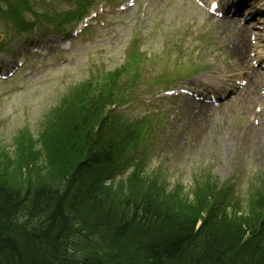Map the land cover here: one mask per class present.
Segmentation results:
<instances>
[{"label":"rangeland","instance_id":"1","mask_svg":"<svg viewBox=\"0 0 264 264\" xmlns=\"http://www.w3.org/2000/svg\"><path fill=\"white\" fill-rule=\"evenodd\" d=\"M182 5L176 0H151L144 19H139L136 10H133L129 14L134 19L132 22L125 23V16L120 17L114 28L90 31L74 42L67 52L58 50L52 53L63 56L60 61L55 60V55L44 61L38 60L30 68L34 75L26 88L0 83V115H4L0 121V134L4 136L6 146H11L18 129L24 131L22 138L42 129H56L58 123H41L51 113L53 102L60 101L68 93L76 92L78 83L86 84L85 80L95 74V71L105 72L125 61L128 50L125 43L130 39L135 23L147 32L150 19H161V16L165 18L168 12L172 14V11H180V24L190 19H202L207 22V27L212 25L213 34L218 36L222 45H234V50H229L227 56L217 51V57L210 60L213 63L211 72L216 70L222 57L230 67L237 66L242 70L252 47L249 36H244L247 42L245 45L242 42L243 32L226 33L222 22L206 20L198 9L182 14ZM68 7L66 2L51 5L40 2L30 10L45 17L48 13L58 14ZM156 8L158 15H155ZM171 19L172 16L168 18ZM1 25L3 22L0 19ZM173 29L174 27H170V30ZM260 33L259 31L258 34ZM237 41L240 42L239 45L236 44ZM140 43L152 58V68L149 71L151 78L168 70L179 73L187 67L177 64L176 55L165 51V36L149 38L144 35ZM79 58L83 59L77 61ZM184 61L187 63L188 60ZM71 71L78 77L70 74ZM104 83L108 85V81ZM248 104L235 102L212 114L205 111L208 109L201 110L189 103L159 104L146 108L136 106L128 110L129 117L145 119L158 127L156 135L146 136L147 140L142 145L148 159L142 157L147 165L144 164L145 174L142 176L145 175V178L141 182L146 183L148 178L160 176L163 194L185 196L183 203L187 205V212L190 216H197L202 209L203 196L209 191L211 177L216 175L219 187L232 190L225 200L227 220H234L236 226L256 222L263 211L257 202L264 185V110L262 118L258 116L260 125L249 126L248 123L251 122L245 116L250 114L254 105ZM164 109L167 111L166 116ZM134 156L133 164L140 166L139 157ZM21 159L24 161L17 152L3 159L0 168H5L6 171L0 169V175L21 182ZM8 162L12 165L4 167Z\"/></svg>","mask_w":264,"mask_h":264},{"label":"trees","instance_id":"2","mask_svg":"<svg viewBox=\"0 0 264 264\" xmlns=\"http://www.w3.org/2000/svg\"><path fill=\"white\" fill-rule=\"evenodd\" d=\"M79 102L82 107L75 110L71 107L67 111L71 115L70 129L67 135L70 143H74L78 137L83 136L80 132L82 128H86L87 117L91 110L96 109L101 114L103 113L102 104L89 95H85V99L80 97ZM100 119L101 125L97 131L100 141L88 136V143H85L86 149L83 147L81 152L76 153L68 160L65 156L57 159L58 164H64L67 167L64 173L59 174L62 175L60 181L57 177L56 183H49L46 179H42L46 182L32 183L28 178L27 183L16 184L0 177V210L9 212L15 204H18L30 210L35 216L37 213L35 210H39L46 214H55L58 217H63L65 211L67 214H76L95 222L107 217L115 219L114 225H104L106 229L109 228L118 237L131 236L142 238L148 242V257L153 258L157 264L174 261L177 263L188 261L187 264H244L245 262L264 264V256L259 257L261 243L264 241L262 238L249 242V249L254 255L251 258L249 256L251 252L248 253L245 250L247 245L244 246L243 253L237 250L233 251L232 246L236 239L231 236L227 235L228 242H221L217 235L219 231L215 225L211 224L206 232H203V229L196 230L198 219L203 215L200 217L190 216V213L187 212V205L183 203V196L172 194L164 201L154 198L152 186L159 185V177L150 178L148 188L145 186L141 189L140 173H134L128 179V191L134 200L126 198L119 200V203L117 200L109 199L105 188L99 185V176L112 178L114 181L117 176L124 173L126 170L124 157L126 151L131 150L128 146H131V139H135L137 130L134 126L131 128L133 132H120L111 117L104 115ZM140 162L146 164L142 157ZM130 163L128 161V164ZM140 167L144 168V166ZM95 177H98L97 181ZM48 180L54 179L49 178ZM126 184L127 182H120L117 189L113 190L114 194L117 192L123 194ZM88 188H92L93 192ZM213 188L214 185L209 183L208 190L210 192L207 191L203 196L205 207L207 203L211 202ZM213 193L215 198L216 191ZM77 194L78 196H76ZM79 195L84 197L80 198ZM92 198H96L98 203L91 201ZM177 199H181V201ZM57 201L59 203L57 211L51 213L54 203ZM33 207L37 209L34 210ZM151 210L155 212V215L150 214L153 213ZM5 215L0 213V216ZM206 221L208 218L204 219V222ZM73 228L71 229L73 230ZM6 243L10 249H14V242L7 240ZM182 246L185 248L183 257L176 260L167 257L168 254L179 251ZM114 264L122 263L114 262Z\"/></svg>","mask_w":264,"mask_h":264},{"label":"bare ground","instance_id":"3","mask_svg":"<svg viewBox=\"0 0 264 264\" xmlns=\"http://www.w3.org/2000/svg\"><path fill=\"white\" fill-rule=\"evenodd\" d=\"M79 176H82L79 174ZM161 183V179L159 180V185ZM76 184V182H75ZM159 185H153L152 186V196L154 198H158L161 201H164L167 195L163 194L161 191V188H159ZM89 191L92 190V188H88ZM93 192V191H91ZM78 196V194L76 195ZM75 196V197H76ZM80 198L84 197L83 195H79ZM112 197L116 198H132L130 197L129 191L124 195L122 193H115L112 195ZM86 199V197H85ZM134 200V198H132ZM91 201L94 203H98V200L96 198H92ZM58 201L54 203L53 210L51 213H56L57 211V205ZM99 205V204H98ZM139 206V205H138ZM140 209H142L141 206H139ZM33 209H37L33 207ZM8 211V210H7ZM2 211L0 210V213L6 214L5 216H0V264H20L16 257L14 256L13 252L10 250L8 244L5 242V238H11L14 240L15 245L16 240L24 237L26 235H29L31 233H34L38 236L41 242L49 243L50 245H56L58 247H62L66 241L72 240V236H68L69 230L74 226H82L83 224H88L92 225L93 227H102L104 225H114L115 224V219H108L107 218H102L98 222H95L91 219H87L85 217H81L76 214H70L66 213L64 211V216L63 217H58L57 215H50L44 213V211H39L35 210L37 213L36 216L32 214V212L28 209H26L24 206L15 204V206L9 211ZM152 211V210H151ZM153 212V211H152ZM11 214V215H10ZM155 215V212L150 213ZM57 216V217H56ZM67 217V218H66ZM19 218H25L27 225H24L22 227H11L7 229V225L4 224L3 222H6L7 220L11 219L9 226L14 223L16 220ZM113 220V221H112ZM254 222L251 226V228L247 232H251L254 230ZM47 232L50 234L47 236ZM219 240L221 242H228L229 238L226 234L219 232L218 234ZM227 245V244H225ZM224 245V246H225ZM184 246V243H183ZM182 248L172 254H166L169 259H179L185 255V248ZM227 252L229 251L226 250ZM248 264V263H244Z\"/></svg>","mask_w":264,"mask_h":264}]
</instances>
